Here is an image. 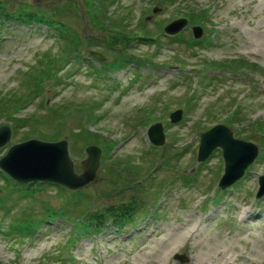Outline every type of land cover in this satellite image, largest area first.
Returning <instances> with one entry per match:
<instances>
[{
    "label": "rangeland",
    "instance_id": "374dc122",
    "mask_svg": "<svg viewBox=\"0 0 264 264\" xmlns=\"http://www.w3.org/2000/svg\"><path fill=\"white\" fill-rule=\"evenodd\" d=\"M20 4L48 14L58 8L54 18L77 33L82 56L66 53L53 30L0 21V125L10 127L0 157L13 143L51 140L42 136L58 129L77 173L87 144L108 150L92 181L77 190L36 183L31 197H20L24 185L0 170V264H264V194L255 197L264 173V0H106L97 25L81 0H6L10 11ZM181 17L185 26L168 35L165 25ZM112 23L130 41L107 50L100 38L115 31ZM194 25L202 28L197 39ZM138 28L150 38L135 40ZM120 54L129 62L116 67ZM58 55L53 76L42 74L35 84L31 76ZM231 59L252 65L218 67ZM177 108L180 119L171 123L168 114ZM13 116L30 118L28 125L16 127ZM153 122L165 137L158 146L146 135ZM217 123L257 147L243 176L224 189L217 186L220 150L196 161L199 135ZM130 196L145 206L132 224L83 227L70 244L74 227L63 217L41 221L33 233L9 226L23 212L38 225L44 205L60 208L69 197L78 206L68 220L83 211L105 224L108 216L98 212L128 205Z\"/></svg>",
    "mask_w": 264,
    "mask_h": 264
},
{
    "label": "water",
    "instance_id": "95a60500",
    "mask_svg": "<svg viewBox=\"0 0 264 264\" xmlns=\"http://www.w3.org/2000/svg\"><path fill=\"white\" fill-rule=\"evenodd\" d=\"M186 22L185 17L170 21L165 25L164 31L168 34L177 33ZM191 30L194 38L202 34V28L199 25L192 26ZM89 54L102 59V55L96 51H89ZM180 116L181 109H175L169 113V121L176 122ZM9 137V126L0 125V146L8 141ZM147 138L155 145L163 143L164 134L160 122L148 126ZM214 148L221 149L223 160V171L218 180V186L221 189L243 174L244 169L253 161L257 152V147L252 142L235 138L227 126L219 123L200 134L196 161L206 159ZM85 152L86 157L80 160L81 172L75 173L65 139L44 141L29 138L9 145L0 157V169L18 182L49 181L69 189H78L94 178L99 165V147L92 144L87 145ZM263 193L264 173L258 176V189L255 197H260ZM174 257L181 261L185 259L179 254Z\"/></svg>",
    "mask_w": 264,
    "mask_h": 264
},
{
    "label": "trees",
    "instance_id": "16d2710c",
    "mask_svg": "<svg viewBox=\"0 0 264 264\" xmlns=\"http://www.w3.org/2000/svg\"><path fill=\"white\" fill-rule=\"evenodd\" d=\"M106 0H81V4L83 6V8L86 9V12L88 13L90 19L92 20V22L97 25L100 24L101 22L98 21V17L101 12H100V8L104 10V4H105ZM98 11V12H97ZM60 12V10L58 8H53L50 12V14H48L47 12H44L43 10H40L38 8H31L28 7L26 5L20 4L18 5L13 11H10L7 6H6V0H0V21H17L20 24H35L38 26H42L45 27L46 29L49 30H53V32L56 34V36H58V39L62 42H66L67 43V47L65 51L66 53L69 54H73L75 57H81V53L79 51V47L80 45H82V42L80 41L79 36H77V33H75L74 31H72V29L70 28L69 25L62 23V20H59L58 17L54 18V15L58 14ZM98 13V14H97ZM2 23V22H0ZM112 30H115L114 32L116 33H110L107 37L104 38H100V40H102V43L106 46L107 50H115L118 46H125L129 44L130 39L126 36V35H122L119 34L120 33V27L118 24H111V28ZM138 34L134 37L135 40H145V38H150L149 36L145 35V30L143 28H138ZM123 31V30H122ZM124 32V31H123ZM122 32V33H123ZM171 38H177L176 36L171 37ZM127 39V40H126ZM86 40L89 41H95L96 38L95 37H87ZM199 41L194 42V41H190L189 44L192 46L193 44H198ZM65 46V47H66ZM63 56V55H62ZM63 59V57H60V55H58L57 57L52 56L51 58H49L48 60V64H46L44 67L41 68V71H39V74L37 75H32V81L36 82H40V78L41 75L44 74L45 76H53L51 75L54 74L53 70H57L56 66L57 64H59L61 62V60ZM128 58L124 55V54H120L117 57L115 56V58H113V63L115 64L116 67L120 66V65H125L127 64ZM226 65L223 66H218V67H223L224 66H230L228 69H231L233 67L238 66V68L241 67H248L250 68L249 65H252L250 63H246L243 60L240 59H231L229 60L228 63H225ZM107 67H114L113 65L108 66ZM41 72V73H40ZM39 87H35V89H38ZM34 90V89H33ZM24 104V103H23ZM21 104V105H23ZM19 105V106H21ZM17 109L14 108V111H16ZM12 116V114H11ZM89 118L92 116H88ZM85 118V117H84ZM233 117H229V119L231 120ZM30 120V118L26 119L25 117H12V122L13 124L17 127V126H26L28 125L27 122ZM35 120V119H34ZM84 120V119H83ZM82 123H80L79 125L81 126ZM80 128V127H79ZM60 134V129H58L57 134L55 135H51L49 137H44L42 136L44 139H57L59 138ZM29 136H26V138H28ZM248 138V137H247ZM249 139V138H248ZM106 147H110L109 143H105ZM108 150V148H106ZM101 148L102 153H106L107 150ZM132 172V171H131ZM135 172V170H134ZM188 177V176H187ZM188 179V178H187ZM118 180V179H117ZM186 182V181H185ZM24 185V190L18 192L20 194V197L22 196H32V193L30 190H32L30 187L33 186V183H28V184H18L19 187ZM35 185V184H34ZM118 189V187L113 186L112 189ZM30 189V190H29ZM75 197H77L80 200V197L78 195H74ZM71 200L68 201V203L63 204L60 206V208H54L50 205H44V213L46 212V216L45 219L47 218H52L54 216H58V217H62L64 214H67L66 217H68V215L71 214V212L73 213L74 210L76 209V205L77 204V200L74 198L69 197ZM127 204H123V202L121 203H117L115 205H112L110 207H107L106 209H102L100 210L99 216H101L103 218L104 215L108 216V219H110V223H112L113 225L116 226H122L123 224L129 222L132 220V216L133 213L135 212V210L137 208L140 207V205L134 200V198L132 196H130V199L127 201ZM125 205V206H124ZM60 209V211H58ZM27 210V209H26ZM96 213V212H94ZM110 218H109V215ZM96 214H85V212L83 211H79V214L76 215L74 217V219H77L78 221H81V223H76L74 220H72L74 222V228H75V232H74V237L75 236H81L82 230L81 228L86 227L85 230L87 229H100L103 226L104 220L103 219H99L98 216H95ZM38 221L42 220V218H38ZM87 221V222H86ZM71 222V221H70ZM33 223V224H32ZM12 229H14V231H17L16 229H19L21 231L27 230L26 232H31L33 229H35L37 227V225L34 223L33 219L30 218L29 214H25L24 215H19L18 217H16L14 219V221L11 224ZM24 228V229H23Z\"/></svg>",
    "mask_w": 264,
    "mask_h": 264
},
{
    "label": "bare ground",
    "instance_id": "6f19581e",
    "mask_svg": "<svg viewBox=\"0 0 264 264\" xmlns=\"http://www.w3.org/2000/svg\"><path fill=\"white\" fill-rule=\"evenodd\" d=\"M190 232V231H187V233Z\"/></svg>",
    "mask_w": 264,
    "mask_h": 264
}]
</instances>
